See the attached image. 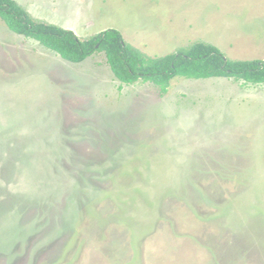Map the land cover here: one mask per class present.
Returning <instances> with one entry per match:
<instances>
[{"label": "rangeland", "instance_id": "rangeland-1", "mask_svg": "<svg viewBox=\"0 0 264 264\" xmlns=\"http://www.w3.org/2000/svg\"><path fill=\"white\" fill-rule=\"evenodd\" d=\"M150 57L264 59V0H15ZM0 264H264V83H121L0 18Z\"/></svg>", "mask_w": 264, "mask_h": 264}, {"label": "trees", "instance_id": "trees-1", "mask_svg": "<svg viewBox=\"0 0 264 264\" xmlns=\"http://www.w3.org/2000/svg\"><path fill=\"white\" fill-rule=\"evenodd\" d=\"M0 18L14 33L35 39L61 58L82 62L97 51L121 83L151 82L162 94L176 77H230L244 84L264 83V59H229L215 45L195 41L175 52L150 57L127 43L116 29L80 37L71 29L34 19L15 0H0Z\"/></svg>", "mask_w": 264, "mask_h": 264}]
</instances>
